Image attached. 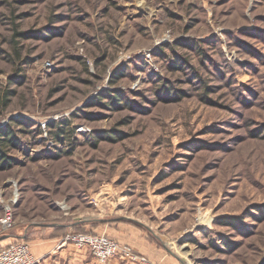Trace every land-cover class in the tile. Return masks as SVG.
<instances>
[{"label":"rangeland","instance_id":"rangeland-1","mask_svg":"<svg viewBox=\"0 0 264 264\" xmlns=\"http://www.w3.org/2000/svg\"><path fill=\"white\" fill-rule=\"evenodd\" d=\"M3 122L20 141L0 167V249L60 226L159 264L119 236L171 264H264V0H0Z\"/></svg>","mask_w":264,"mask_h":264},{"label":"built area","instance_id":"built-area-1","mask_svg":"<svg viewBox=\"0 0 264 264\" xmlns=\"http://www.w3.org/2000/svg\"><path fill=\"white\" fill-rule=\"evenodd\" d=\"M4 124L1 123L0 127ZM44 127V125H42ZM15 198L13 204L15 203ZM3 230H8L12 226V208L3 207V216L0 219ZM71 244L78 249L87 248L96 261L104 263L113 258L126 261L129 264H159L148 260L144 256L135 254L131 248L123 246L118 242L98 234L85 232H67L61 238V245ZM40 260L30 249V245L25 240H19L0 249V264H39Z\"/></svg>","mask_w":264,"mask_h":264},{"label":"trees","instance_id":"trees-1","mask_svg":"<svg viewBox=\"0 0 264 264\" xmlns=\"http://www.w3.org/2000/svg\"><path fill=\"white\" fill-rule=\"evenodd\" d=\"M191 43H192V41H191ZM194 44H195V42H193V45ZM166 45H168V44H166ZM176 45H177V43L175 45H172V46L176 47ZM183 45H184V47H188V48L193 46V45H190V42H186V41H183ZM172 46H167V47H172ZM158 49H159L158 54L162 53L161 47H159ZM198 50L197 51L200 52V54L203 53V51L201 49H198ZM171 66L174 68L182 66V69L186 68V69L192 70V67L189 65V60L182 58L179 55H176L174 52H172V59L170 60V63H169V67H171ZM120 73H121L120 71L115 72V74H118V75H120ZM114 77H116V76H113V78ZM194 77H196V80L200 84L201 78L195 74H194ZM158 80L157 81L159 82V84L163 83V79L158 78ZM111 81H112L111 83L114 82L113 79ZM167 87H168V90L164 89L167 92L168 91L169 92L175 91V89H173L172 87H170V86H167ZM170 89H171V91H170ZM7 94H9V92H7ZM123 95L124 94L120 93V92H115V91L112 92V91L106 90L104 92V94L102 93L100 96H101V98L102 97H108L109 98L108 103L110 105L112 104V105L118 106L121 104V102L126 103L125 102L126 97ZM18 121L15 120V122L19 123ZM11 125H13V124L11 123ZM48 128H49L50 137L52 139H54L55 141L69 140L70 136L72 134V131H73L70 128V122L67 121L66 119L61 120V121H56V122L51 121L48 123ZM29 131H31V130H29ZM38 131L40 132V130H38ZM19 141L20 140H19L15 130L11 126H7L4 130L0 129V167H3L5 165L4 161L9 162L10 159L8 158L7 153L9 150L17 148L19 145ZM260 210H262V209H260ZM259 214L264 216V211H260ZM218 221L221 222V224L229 225L233 229H236L239 231H242V229H243L242 228L243 225H242L241 221L235 216H222L218 219ZM51 232H52V235L57 236V237L58 236H64L66 233L65 229H63V227H60V226L53 227L51 229ZM27 238L28 237L25 238V241L27 240ZM19 240H24V239H13V241H10V242H9V240L7 242V240L4 239L3 241L7 242L6 245H4V247L10 245L11 243H13L15 241H19ZM226 245L229 247L230 243H227Z\"/></svg>","mask_w":264,"mask_h":264},{"label":"crops","instance_id":"crops-1","mask_svg":"<svg viewBox=\"0 0 264 264\" xmlns=\"http://www.w3.org/2000/svg\"><path fill=\"white\" fill-rule=\"evenodd\" d=\"M51 229V227L46 228L42 232H37L32 229L27 232L30 233L27 241L30 244L31 252L39 258V264H129L119 259H112L107 263H98L86 249H77L74 247L71 250L67 246L72 245H61L62 236L57 237L52 235ZM119 239L122 242L125 241L124 243L129 244L139 253L147 255L151 259L161 262V264L173 263L170 257L167 260V256L159 251H155L152 245L137 243L138 239L134 238V236H119Z\"/></svg>","mask_w":264,"mask_h":264},{"label":"water","instance_id":"water-1","mask_svg":"<svg viewBox=\"0 0 264 264\" xmlns=\"http://www.w3.org/2000/svg\"><path fill=\"white\" fill-rule=\"evenodd\" d=\"M1 239V238H0Z\"/></svg>","mask_w":264,"mask_h":264}]
</instances>
